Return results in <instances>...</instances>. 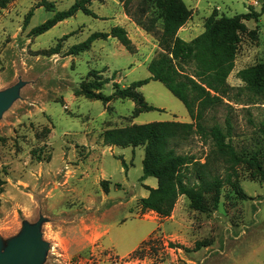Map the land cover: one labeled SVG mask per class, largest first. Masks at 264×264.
I'll return each mask as SVG.
<instances>
[{
	"label": "rangeland",
	"instance_id": "1",
	"mask_svg": "<svg viewBox=\"0 0 264 264\" xmlns=\"http://www.w3.org/2000/svg\"><path fill=\"white\" fill-rule=\"evenodd\" d=\"M76 1L11 0L0 6V93L16 88L0 112V252L34 232L36 258L25 253L17 264H264V184L254 167L239 165L233 173L217 161L212 164L211 141L193 136L176 152L200 165H214L223 181L217 208L212 192L204 196L208 212L192 209L185 196L167 218L142 210L146 187L157 185L154 178L141 180L144 149L104 146L103 132L190 119L183 104L157 81L136 90L156 109L149 112H140L130 100L101 103L80 93L91 71L123 88L146 80L149 60L160 48L156 34L138 26L118 0H90L88 8L97 18L78 12L38 37L31 35L34 27ZM44 2L52 11L39 7ZM182 2L190 19L177 35L189 42L204 31L214 10L227 17L247 13L248 6L259 12L264 0ZM142 4L143 19L156 17L151 0H126L131 13ZM30 10L33 15L24 26ZM115 26L125 29L134 53L108 38L86 52L69 54L91 34ZM160 27L157 21L155 29ZM237 34L229 97L207 111L203 122L227 133L228 121L226 141L237 153L264 154V93L253 96L237 77L240 70L264 63V13L257 21H244ZM113 82L100 89L104 95L113 93ZM228 175L245 198L226 183ZM102 181L109 182V192L103 191ZM201 241L207 246L196 250Z\"/></svg>",
	"mask_w": 264,
	"mask_h": 264
},
{
	"label": "trees",
	"instance_id": "2",
	"mask_svg": "<svg viewBox=\"0 0 264 264\" xmlns=\"http://www.w3.org/2000/svg\"><path fill=\"white\" fill-rule=\"evenodd\" d=\"M11 0H0V6H5ZM124 4V10L138 26L147 33L157 36L160 52L147 65L150 74L148 78L131 83L127 87H120L113 79L102 80L99 73L91 71L88 82L82 83L79 91L87 99L108 103L114 99L130 100L140 112L156 110L149 105L143 95L136 91L150 81L161 83L185 107L190 123L182 122H152L133 125L124 129L107 130L102 134L104 146L120 148L143 147L141 180L154 178L155 188L146 187L148 195L140 199L139 205L144 211L155 213L161 218L171 215L180 196H185L190 207L199 212H208L204 204V196L214 193L213 208L219 201L222 179L215 175L214 165L208 162L200 165L187 155L176 152L178 147L193 136L201 141L212 142L213 162L226 166L234 173L239 165L254 167L260 182L264 184V154L258 151L250 154H239L226 139L229 137L230 125L227 133L214 124L210 127L204 124L205 114L223 104V99L229 97L232 88L227 84V78L233 70L238 43V32L243 28L244 21H257L264 13V3L260 11L248 6L247 13L227 17L219 16L214 10L204 22V31L194 39L186 42L178 37L179 31L190 19V11L182 0H151L158 10L156 17L143 19L146 13L145 5L131 13L126 7V0H118ZM90 0H79L68 9L56 11L42 24L31 30V35L38 37L58 23L81 12L86 16L97 18L89 8ZM47 11H52L50 3H42ZM30 10L24 20V26L29 24L32 17ZM157 21L161 22L160 29H155ZM125 29L115 26L107 33H93L85 41L74 45L69 50L70 55L86 52L97 40L105 41L113 38L129 53H134V46L128 38ZM67 36H64V38ZM57 49L52 52L56 53ZM237 77L244 83V89L253 96L264 93V63L240 70ZM113 82V93L104 95L100 89ZM264 139V129L261 131ZM211 165V166H209ZM123 167L125 165L123 164ZM235 192L242 198L245 195L237 185ZM104 192H109V182L102 181ZM118 186V185H117ZM207 246V243L197 242L195 249Z\"/></svg>",
	"mask_w": 264,
	"mask_h": 264
},
{
	"label": "water",
	"instance_id": "3",
	"mask_svg": "<svg viewBox=\"0 0 264 264\" xmlns=\"http://www.w3.org/2000/svg\"><path fill=\"white\" fill-rule=\"evenodd\" d=\"M16 88H11L3 93H0V112L6 108L14 99ZM39 250L38 235L34 232L27 233L13 241L5 252H0V264H17L21 262L25 253H30L35 259V255Z\"/></svg>",
	"mask_w": 264,
	"mask_h": 264
}]
</instances>
